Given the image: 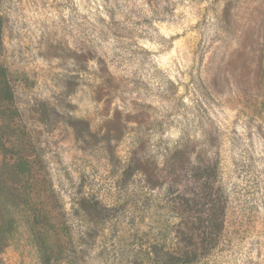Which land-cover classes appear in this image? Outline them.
I'll return each mask as SVG.
<instances>
[{"label":"rangeland","instance_id":"1","mask_svg":"<svg viewBox=\"0 0 264 264\" xmlns=\"http://www.w3.org/2000/svg\"><path fill=\"white\" fill-rule=\"evenodd\" d=\"M0 264H264V0H0Z\"/></svg>","mask_w":264,"mask_h":264}]
</instances>
